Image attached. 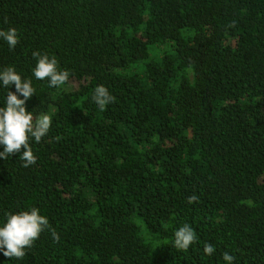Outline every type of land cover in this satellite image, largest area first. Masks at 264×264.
<instances>
[{"label":"trees","instance_id":"obj_1","mask_svg":"<svg viewBox=\"0 0 264 264\" xmlns=\"http://www.w3.org/2000/svg\"><path fill=\"white\" fill-rule=\"evenodd\" d=\"M11 27L0 71L31 81L26 110L52 124L34 165L0 157V226L37 208L60 239L0 264H264V0H0ZM33 51L68 82L36 79ZM98 85L116 98L103 111Z\"/></svg>","mask_w":264,"mask_h":264},{"label":"clouds","instance_id":"obj_2","mask_svg":"<svg viewBox=\"0 0 264 264\" xmlns=\"http://www.w3.org/2000/svg\"><path fill=\"white\" fill-rule=\"evenodd\" d=\"M0 39L7 42L10 49H14L19 43L18 30L11 27L8 30H0ZM32 56L37 59L33 74L38 80L49 81V87H59L69 80L67 70H58V61L55 56L49 58L47 54H41L39 51H33ZM0 82L8 88L15 85V92L8 91L4 107H0V145L4 150L0 152V157L7 159L10 155L18 153L23 148L20 159L23 161V167H29L36 163L37 157L33 154L29 145L30 138L40 142L50 130L52 118L48 114H42L34 119L33 113L26 110L25 102L36 93L30 80L22 79L21 75L13 67H6L0 71ZM22 95L23 99L17 95ZM115 96L110 94L103 85H98L94 89L92 100L103 111L107 104L115 101ZM188 203H194L199 200L195 194L187 198ZM49 230L54 242H58L60 237L57 232L51 228L46 216L41 215L37 208L30 211L9 214L6 223L0 226V250L6 257L23 259L26 255V249L33 246L40 234ZM173 246L178 250L188 251L190 245L196 242L195 231L188 225L180 227L175 232ZM204 252L212 255L214 247L206 243ZM223 259L231 264L234 257L225 252Z\"/></svg>","mask_w":264,"mask_h":264},{"label":"rangeland","instance_id":"obj_3","mask_svg":"<svg viewBox=\"0 0 264 264\" xmlns=\"http://www.w3.org/2000/svg\"><path fill=\"white\" fill-rule=\"evenodd\" d=\"M190 75H192V72H191V74ZM148 237H150V236H148Z\"/></svg>","mask_w":264,"mask_h":264}]
</instances>
